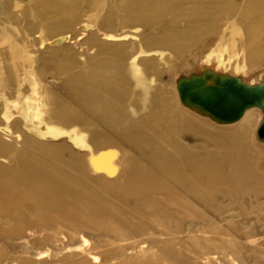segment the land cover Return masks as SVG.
<instances>
[{"label": "bare ground", "instance_id": "1", "mask_svg": "<svg viewBox=\"0 0 264 264\" xmlns=\"http://www.w3.org/2000/svg\"><path fill=\"white\" fill-rule=\"evenodd\" d=\"M220 15L249 67L264 63V0H0V85L11 95L13 67L24 70L29 61L38 62L41 76L52 67L64 73L82 66L67 84L72 109L54 98L53 116L103 127L94 128L88 142L73 129L72 145L84 150L61 142L58 155L45 159L0 140V264H44L12 254L50 243L47 232L58 225L109 238L121 251L140 249V258L114 264H228V258L237 264L228 253L230 226L223 223L264 222V140L257 136L263 116L253 106L225 122L179 95L188 80L216 87L228 79L205 59L211 46L198 45L218 34ZM85 22L105 38L89 33L72 46L74 28ZM126 27L143 29L139 52L138 43H121L128 34H116ZM198 48L200 55L192 56ZM165 52L164 72L153 58L140 57ZM188 52L190 72L174 78L170 93L162 75ZM135 77L156 85L139 91ZM242 81L255 87L261 80ZM33 111L39 121L40 109ZM255 130L262 143L249 139ZM26 237L25 245L15 243ZM86 256L78 264H101L98 256Z\"/></svg>", "mask_w": 264, "mask_h": 264}, {"label": "rangeland", "instance_id": "2", "mask_svg": "<svg viewBox=\"0 0 264 264\" xmlns=\"http://www.w3.org/2000/svg\"><path fill=\"white\" fill-rule=\"evenodd\" d=\"M235 1L237 3L242 2V0ZM91 15L89 14L86 20L91 19ZM220 16L216 17L219 26L218 34L207 36L198 44L201 46H211L210 52L205 56V59L210 63H216L218 71L221 74L224 73L223 75H227L228 79H236L240 82H243L242 79H247L252 82H259L261 80L259 87H262L264 90V63L253 69L249 67L248 61L246 60V51L240 46L239 39H236L237 44H235L230 38L231 24L227 22V18L224 15ZM209 23L210 20L208 19V21L201 23L199 28H204ZM74 29L77 37L75 36L72 38V41H69V43H72V46L83 42L89 33H94L102 40L106 35L104 32L99 31L94 24L88 22L82 23ZM116 34H128L129 37L121 41V43L125 45L138 43L136 47L139 52L138 48L141 47L139 46L141 45L139 42L140 35L145 34L141 27L119 28ZM200 53L199 48L192 50V56L194 57L197 54L200 55ZM168 56L169 53L165 52L162 54H142L140 57L153 58L157 69L164 72L165 68H167V63L164 65V58ZM188 56L190 57V52L187 55L185 54L183 57L184 61L180 59L175 62L174 71L171 74L165 73L162 75L161 83L166 85L165 89L168 92L172 93L174 78L189 74L190 64L188 62ZM38 66V62L29 61L24 70L13 67L15 86L11 95L0 85V140L5 144L17 148L20 152L43 159L48 157V155H58L55 153H59L58 145L61 142L71 150L72 147L76 151L84 150L72 145V134L69 133H72L74 129L80 137H85L88 142L91 131L96 127H101L102 129L103 127L100 124H96V122L91 124L87 120H83L81 122L83 124L76 125L57 122L53 116L55 105L52 100L54 98H61L67 104L68 108L72 109V93L68 89L67 84L72 76L84 70L83 67H74L64 73H61L56 67H52L41 76L38 72ZM250 72H255V77H253L254 73L249 74ZM134 74L142 80L143 76L140 73L137 74L134 71ZM209 74L211 73H208V77H211L212 74ZM259 76L261 78L260 80ZM136 78H133V81L139 91H143L145 88H153L156 85L155 82L149 81L145 83L140 81V83ZM33 106L36 107L34 108ZM31 108L32 110H30ZM36 108L40 109V123L32 115L34 112L33 109L35 110ZM258 108H260V111L262 110L259 113L264 117V106ZM259 123H257V127ZM209 124L212 126V123L209 122ZM215 127L217 129L222 128ZM55 134H58V136L55 137ZM249 137V139H252V137L255 138L254 141L256 144L257 142L262 143L256 138V130L252 135L249 133ZM186 142L189 144L192 143L191 140H187ZM92 148L90 145V149L87 148L84 152L90 154ZM60 158L63 159L62 156ZM223 224L224 227L230 226L228 227V234L234 237V239H230L231 237L228 235V253L234 256L237 264H264V235L260 234L261 228L264 226L263 221L256 222L255 219H251L246 224H243L239 219H235ZM54 229L47 232L52 238L50 243H30L28 244L27 251L16 247V244H14V247L19 248V252L12 255L29 259L35 263L42 262L44 264H78L89 253L98 256L101 264H114L124 258L130 257H133V261L142 256L139 248L121 251L116 246L120 245V243H113L109 238L97 237L88 232H77L72 226L58 225ZM249 231L252 233L249 234ZM246 234L249 235L247 236ZM83 239L88 241V246L83 242ZM29 240L30 238L26 237L15 243L25 245ZM106 251H111L109 258L108 256L107 258H103ZM135 256L137 257L135 258ZM230 262L231 259L228 258V264H231Z\"/></svg>", "mask_w": 264, "mask_h": 264}, {"label": "water", "instance_id": "3", "mask_svg": "<svg viewBox=\"0 0 264 264\" xmlns=\"http://www.w3.org/2000/svg\"><path fill=\"white\" fill-rule=\"evenodd\" d=\"M180 100L198 106L213 117L235 122L249 107L264 106L262 87L246 86L236 79L219 80L216 87H207L200 80H188L179 85ZM259 140H264V117L257 132Z\"/></svg>", "mask_w": 264, "mask_h": 264}]
</instances>
